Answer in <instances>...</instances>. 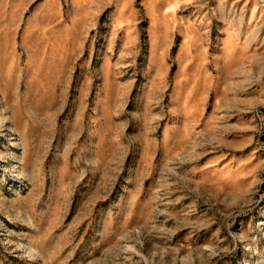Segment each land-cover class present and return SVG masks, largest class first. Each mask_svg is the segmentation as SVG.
Listing matches in <instances>:
<instances>
[{
  "label": "rangeland",
  "instance_id": "1",
  "mask_svg": "<svg viewBox=\"0 0 264 264\" xmlns=\"http://www.w3.org/2000/svg\"><path fill=\"white\" fill-rule=\"evenodd\" d=\"M0 264H264V0H0Z\"/></svg>",
  "mask_w": 264,
  "mask_h": 264
},
{
  "label": "bare ground",
  "instance_id": "2",
  "mask_svg": "<svg viewBox=\"0 0 264 264\" xmlns=\"http://www.w3.org/2000/svg\"><path fill=\"white\" fill-rule=\"evenodd\" d=\"M50 39H51V38H50ZM50 39H49V40H50ZM52 39H53V38H52ZM47 41H48V40H47ZM49 42H50V41H49ZM52 42H53V41H52ZM54 42H55V41H54ZM54 42H53V43H54ZM57 43H58V42H57ZM56 46H57V45H56ZM52 47H53V46H52ZM55 49H56V48H55ZM55 49H54V50H55ZM56 51H57V50H56Z\"/></svg>",
  "mask_w": 264,
  "mask_h": 264
}]
</instances>
